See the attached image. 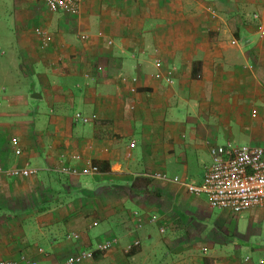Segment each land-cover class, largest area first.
Listing matches in <instances>:
<instances>
[{
	"label": "crops",
	"instance_id": "0c3cea01",
	"mask_svg": "<svg viewBox=\"0 0 264 264\" xmlns=\"http://www.w3.org/2000/svg\"><path fill=\"white\" fill-rule=\"evenodd\" d=\"M18 1L23 75L0 68L13 87L0 99V165L35 173L0 175V262L62 264L115 236L80 264H264V207L211 208L173 180L200 183L212 145L264 147V0H85L76 15ZM87 164L99 171L83 174Z\"/></svg>",
	"mask_w": 264,
	"mask_h": 264
},
{
	"label": "built area",
	"instance_id": "2783aa9c",
	"mask_svg": "<svg viewBox=\"0 0 264 264\" xmlns=\"http://www.w3.org/2000/svg\"><path fill=\"white\" fill-rule=\"evenodd\" d=\"M49 12L64 13L76 15L79 13L85 0H42ZM35 34L41 40L42 46L47 47L52 42V35L44 28H35ZM264 35V30L261 32ZM85 38V37H84ZM157 68L156 77L166 78L168 83H172V70H168L167 75L163 73V62L155 61ZM99 71L101 67L98 68ZM134 85L130 87L132 93L137 92L138 78H132ZM97 118L96 115L91 117L84 116L80 113L76 115L75 120L81 123H90ZM12 142L17 152L21 151L18 146V139L13 138ZM135 147V143H131ZM211 156V165L207 169L204 179L200 183H190L175 177L173 180L184 186L188 192L194 195H206L211 208L229 209L235 214H242L253 207H264V147L258 145H239L228 141L225 144H215L209 147ZM76 160H81V155L74 156ZM66 173H77V167H65ZM83 174L97 173L99 168L93 164H87L80 170ZM35 173L31 168L24 169H7L0 165V175L7 174L11 177H29ZM154 177L169 181L170 179L162 173L153 174ZM138 221L137 227H143L142 218L135 213ZM156 220V216H152ZM98 225L97 222L93 223ZM75 239H79L77 233L73 234ZM119 240L115 236L108 237L99 241L94 249L83 250L75 256L66 258L62 264H80L83 260L93 259L96 252H107L113 249ZM135 241L133 246L139 245ZM0 264H39L33 258L21 256L17 261H1Z\"/></svg>",
	"mask_w": 264,
	"mask_h": 264
},
{
	"label": "rangeland",
	"instance_id": "374dc122",
	"mask_svg": "<svg viewBox=\"0 0 264 264\" xmlns=\"http://www.w3.org/2000/svg\"><path fill=\"white\" fill-rule=\"evenodd\" d=\"M13 1L14 0H0V68L3 69L5 68H14V70L11 71V73L17 77L14 78L15 81H19L21 78L22 71L20 70V67L18 68V64L22 61L21 57L16 51V48H19V40L14 36H10V33L13 35L17 34L18 31L20 30L18 25H13L11 24V10L13 7ZM20 1V0H19ZM18 1V2H19ZM31 3L34 2V4L37 7V12H39L38 8L40 10H43L44 4L42 0H29ZM25 3H23L24 5ZM22 5V3L19 4V7ZM45 7V6H44ZM45 9V8H44ZM34 23L32 22L31 26V32H33V25ZM39 25V24H36ZM7 26V28H5ZM7 36V37H6ZM9 36V37H8ZM9 73V71H8ZM4 72V74H8ZM19 77V78H18ZM4 81L0 79V99L2 101L3 106L6 105L7 99L3 98L6 96L7 98L11 95V89L13 88L12 86H9V88L4 87ZM26 86V85H25ZM5 99V100H4ZM203 199H206V196H202ZM207 206V212L209 215H211L212 218H216L217 215L222 214L221 209H216V210H211L208 205ZM212 212V214H211ZM249 217H241L238 221V224L240 225V232L245 233L247 231V228L249 226ZM231 225L237 224L236 222H230ZM264 224V222H262ZM97 230V228H95ZM263 230H264V225H263Z\"/></svg>",
	"mask_w": 264,
	"mask_h": 264
}]
</instances>
